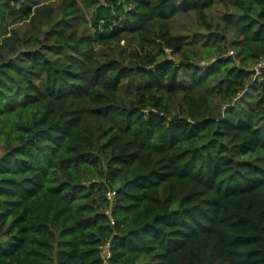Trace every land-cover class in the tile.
Here are the masks:
<instances>
[{
	"label": "trees",
	"instance_id": "obj_1",
	"mask_svg": "<svg viewBox=\"0 0 264 264\" xmlns=\"http://www.w3.org/2000/svg\"><path fill=\"white\" fill-rule=\"evenodd\" d=\"M262 59L264 0H0V264H264Z\"/></svg>",
	"mask_w": 264,
	"mask_h": 264
},
{
	"label": "built area",
	"instance_id": "obj_2",
	"mask_svg": "<svg viewBox=\"0 0 264 264\" xmlns=\"http://www.w3.org/2000/svg\"><path fill=\"white\" fill-rule=\"evenodd\" d=\"M263 67H264V59H262L260 61V63H258L257 69H260V68H263ZM105 251H106V258H109L110 255H111L109 243L106 245Z\"/></svg>",
	"mask_w": 264,
	"mask_h": 264
}]
</instances>
